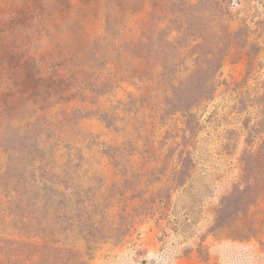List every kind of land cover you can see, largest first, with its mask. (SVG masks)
Returning <instances> with one entry per match:
<instances>
[{"label": "rangeland", "instance_id": "rangeland-1", "mask_svg": "<svg viewBox=\"0 0 264 264\" xmlns=\"http://www.w3.org/2000/svg\"><path fill=\"white\" fill-rule=\"evenodd\" d=\"M187 24L227 53L185 112L197 42L173 82L137 49ZM245 156L262 180L264 0H0V264H264V227L212 229Z\"/></svg>", "mask_w": 264, "mask_h": 264}, {"label": "trees", "instance_id": "trees-1", "mask_svg": "<svg viewBox=\"0 0 264 264\" xmlns=\"http://www.w3.org/2000/svg\"><path fill=\"white\" fill-rule=\"evenodd\" d=\"M170 25L157 33L151 27L146 30L144 36L150 42L143 44L142 49L137 45V51L139 58L147 63L154 56H157L162 66L163 78L166 82H169V80L173 82L175 79L170 77L182 65L183 58H181L180 49L183 48V43L187 41L190 43L197 42L196 46L192 47L193 50L190 51L196 54V57L193 58V71L185 82H179L178 85L171 84L173 97L174 95L177 96L178 103L183 104L182 109L187 112V109L212 98L217 85L215 79L223 65L227 49L221 41L222 37H217L212 32V35L218 41H215L214 38L211 40L206 36L202 37L199 42L198 38L191 39V34L188 33L194 28L191 24H187L182 28L183 36L175 40L170 39ZM177 31L180 32V30ZM227 34L229 33L222 29V36ZM153 36H156L158 41ZM209 44L213 46V50L205 52L207 47L210 46ZM155 45L158 50L154 51L153 47ZM137 73L140 76L142 70ZM241 162L243 173L241 177L230 184L229 190L222 197L215 211L212 229L216 232L227 231L230 237L245 240L256 236L264 227V207L260 219H257L255 217L257 213L252 211V208L259 205L261 200L264 201V163L263 161L258 162V168L263 179L253 182L251 178L253 168L248 156H245Z\"/></svg>", "mask_w": 264, "mask_h": 264}]
</instances>
